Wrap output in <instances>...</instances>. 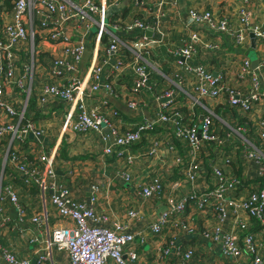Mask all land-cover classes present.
<instances>
[{
  "label": "crops",
  "instance_id": "obj_1",
  "mask_svg": "<svg viewBox=\"0 0 264 264\" xmlns=\"http://www.w3.org/2000/svg\"><path fill=\"white\" fill-rule=\"evenodd\" d=\"M68 1L77 3L80 0ZM96 2L106 6L107 21L112 23L108 24L112 26L116 24L119 28L114 26L109 29L111 38L106 36L101 44L95 47V25L88 28L84 24L66 26L73 42L80 41L86 34L85 50L78 66L79 79H84L82 89L85 94L89 93L86 75L93 64L92 61L97 56L100 64L105 57L104 48L110 40L115 38L122 43L137 36V33L129 35L122 29L135 18L147 19L149 25L152 21L147 0L125 2L96 0ZM242 4L238 0H176L157 21V29L148 31L150 32L148 37L154 41L143 54V63L149 74V88L136 95L132 93L135 76L122 53L120 57L111 56L108 62L109 65L114 66L120 61L122 65L126 64V67L119 73L113 72L112 76L105 75L101 78L103 83H110L112 88L110 93L100 89L99 92L93 93L91 98L85 99L88 106L106 100L108 102L106 113L109 116V112H116V116H110V121L121 132L132 129L143 121L156 120L159 113L165 110L166 104L167 110L179 111L184 116V123L200 121L204 113H212L214 131L221 137L226 134L231 136L226 141L223 153L218 156L211 145L202 150L200 157L205 171L197 178L194 188L183 181L179 169L173 166L178 159L173 161L175 156L189 160L185 147L162 125L145 134L141 143L128 149L135 158L131 165H127L123 158L104 155L97 133L76 134L62 131V123L73 107L59 101H50L45 105L39 103L42 85L51 81L46 76V66L53 57L62 55V46L57 43L52 44L41 37L37 38V60L33 68L31 85L29 80L25 79L23 87L12 85L5 91L6 101L20 112L24 109L25 117L33 121L44 133L40 143L36 142L32 135L24 144L9 145L5 139L0 141V264H6L2 257L3 252L19 262L39 264L38 257L46 254L44 245L46 234L43 224L34 223L33 218H42L43 210L46 211L49 232L58 228H72L69 220L61 218L56 213L49 202V194H46L44 199L41 198L36 180L18 173L9 163L8 157L13 151L20 162L26 164L30 171L35 172L34 176L37 179L43 169L39 162L42 147H45L48 155L53 159L55 182L59 187L69 190L72 202L88 206L92 197L91 187L95 186L97 191L92 207L98 215L105 214L111 220L127 222L126 214L129 211L138 212L139 220L130 221V230L127 232L135 236L134 248L140 263L176 264L178 259L181 260L184 250L192 249L193 256L186 264H249L245 255L237 259L224 258L221 255L222 236L231 229L233 216L228 217L222 225L223 231L216 244L206 240L202 235L205 231H211L217 224V213L211 204H208L205 212H200L194 207V203L189 202L182 214L171 216L161 233L153 234L150 229L154 218L166 210L167 198L173 197L178 202L187 198L190 191L202 194L211 190L214 183L211 168L215 165L222 167L229 177L237 176L244 180L242 186L235 191V196H246L257 186L255 178L257 165L253 161H245L242 141L244 138L252 144L258 143L257 137L252 138L246 128L247 124H255L258 119L264 117V101L254 102L251 112L243 114L230 107L225 96L214 100H198L195 94L197 79L192 73L184 71V66L180 63L183 59L175 57L170 51L171 48L190 44L191 37L195 35L198 42L194 46L196 52L189 62L190 66L201 65L206 72L221 75L227 87L239 85L236 74L243 60H249L251 63L248 57L250 51L254 50L256 53L255 59L259 66L264 63V43L254 37L255 45L252 48L250 38L251 35L254 36L251 32L253 26L264 29V0H248L246 7L252 13V19L247 27L240 24L238 17ZM1 8L6 10L9 8L6 0ZM190 10L209 11L216 17L227 18L234 33L239 31L244 33L245 43L237 46L233 36L215 34L197 25L188 16ZM19 54L24 60V65H27L29 58L25 50L20 51ZM15 66L18 73L16 78H19V74L24 73L19 58ZM256 68L251 69L257 73ZM67 77L57 81L64 82ZM259 79L261 93L264 92V73ZM29 88L31 90L28 95ZM238 88L245 94L249 85L241 84ZM168 90L174 93L170 100L163 95ZM130 101L136 103V108H128ZM242 120H245L243 125H239ZM236 128L244 130L239 133ZM156 147L157 152L149 156V151ZM220 156H226L230 164L225 165L223 161L221 162ZM124 175H128V180L124 179ZM156 178L162 185L159 194L151 197L142 196V189L148 187ZM8 186L16 195L17 207H14L4 194V189ZM14 208L16 213L13 211ZM18 210L22 212L21 219ZM238 216L249 224L255 240L262 245L264 262V225L248 219L243 212H239ZM178 221L194 226L196 232L187 234L179 231L176 224ZM159 248H170L171 253L165 263L157 258ZM51 263L68 264L67 254L53 249L51 262L46 260L43 264Z\"/></svg>",
  "mask_w": 264,
  "mask_h": 264
},
{
  "label": "built area",
  "instance_id": "obj_2",
  "mask_svg": "<svg viewBox=\"0 0 264 264\" xmlns=\"http://www.w3.org/2000/svg\"><path fill=\"white\" fill-rule=\"evenodd\" d=\"M127 0H116V2H125ZM130 1V0H128ZM135 1V0H134ZM138 1V0H137ZM176 0H147L151 25L147 19H133L129 26H123V31L127 34L137 33L138 35L120 43L113 38L104 48L105 57L100 64L96 56L93 64L89 68L86 79H88L89 93L84 92L82 84L84 79H79L78 66L82 60V54L85 50V35L78 42H73L70 38V32L66 26L73 24L75 26L84 24L87 28L95 25L94 43L95 47L99 46L106 36L112 35L109 29L118 26L108 24L107 8L104 4H98L96 0H80L77 3L68 0H9V8H1L5 0L0 1V141L7 140L11 144H24L29 140L30 135L36 142L40 143L43 131L29 119L24 117V109L20 112L6 101V88L15 85L23 87L25 79L32 83L33 68L37 60L38 46L37 38H44L52 44L62 46V55L53 57L50 64L46 66V76L50 82L42 85L39 97V103L45 105L52 102H63L70 104L73 109L70 110L67 117L62 123V131H70L76 134H86L89 132L97 133L102 143V152L106 156H116L126 160L127 165L134 163L135 158L128 152V149L141 143L143 136L155 128L170 130L172 137L181 143L186 149L189 157L188 165L182 170V178L190 185L195 187V182L200 174L205 171L201 160L202 150L211 145L218 156L223 153L226 141L230 134L224 137L219 136L214 131V121L212 113H204L200 121L184 123V116L178 111L167 110V104L164 105V111L155 121H143L132 129L124 132L118 130L110 121V116H116V112L106 113L108 102L102 100L99 104L88 106L86 98H91L92 94L99 92L100 89L111 91L109 82L103 83L102 76H112L113 72L119 73L126 64L122 65L120 61L109 65L108 59L111 56L117 57L124 54L125 59L131 65L135 78L133 79L132 93L134 95L148 89L149 74L146 65L143 63V54L150 43L154 42L146 36L147 31L157 29V21L161 19L167 8H170ZM242 6L238 11L240 24L247 27L252 19V13L247 9L248 0H238ZM3 9V10H2ZM191 20L199 26L205 27L208 31L215 34H225L232 31L225 17H216L209 11L188 12ZM112 24V23H111ZM119 29V28H118ZM145 32V33H144ZM254 37L264 43V29L259 26H253L251 29ZM88 33H90L88 31ZM234 33V32H233ZM234 43L241 46L245 43V35L242 31L232 35ZM198 42L195 35L190 39V44L177 48L172 54L177 58L186 59L193 54L194 46ZM25 50L27 53L28 64L24 65V60L19 52ZM20 60L24 73L18 76L15 62ZM184 71L192 73L197 79L195 86L199 100H208L209 97L217 99L220 96L229 97V106L237 112L250 113L254 102L264 98V92H259L258 86L253 87L252 92L243 94L240 88L225 89L214 86L218 76L211 72L201 70L199 66H187L183 64ZM259 66V65H258ZM264 63L259 66L257 71ZM260 73L251 69L249 60H244L236 74L237 79L245 78L253 80L258 84ZM68 76L64 82L57 81ZM205 80L213 88L204 87L202 82ZM251 88V86H250ZM31 88L27 90L30 94ZM165 98L171 99L174 95L172 91H166ZM128 107L136 108V103L130 101ZM258 143L252 144L243 138V154L245 161H253L257 165L255 178L259 180L258 189L250 192L246 196H235L244 180L237 176L229 177L223 168L215 165L211 168L213 178V188L205 193L190 191L187 198L175 202L166 200L167 208L164 212L157 215L151 223L150 229L153 234H159L167 226L171 216L182 214L189 202L194 203V207L205 212L208 204L213 206L217 213V224L210 231L202 233L206 240L216 244L219 235L223 231L222 225L228 217L233 216L231 229L224 232L221 241V255L224 258L237 259L242 255L247 256L249 264H264L261 253L262 245L255 240L254 234L250 231L249 224L238 216L243 212L248 219L253 220L259 225H264V117L258 119L255 123ZM242 128H236L237 132H242ZM244 133V132H243ZM158 147V146H157ZM157 147L149 151L148 155L152 156L157 152ZM11 151V150H7ZM183 157L177 160L179 162ZM220 161L229 165L230 160L226 156H220ZM11 166L20 174L36 180L40 196L44 199L49 194V202L54 207L56 213L63 219L70 221L72 228H58L51 232L48 231L46 223V211L43 210L42 218H33L34 223L43 224L45 230L44 245L46 254L39 256V264L49 260L51 262V251L56 249L65 252L68 257V264H138L139 258L134 248L133 234L128 233L130 225L111 220L107 215H98L92 203L95 200L97 188L91 187L92 197L89 205L76 204L71 201L70 193L67 188L59 187L55 182L56 172L53 167V159L45 147L41 148L39 162L43 169L40 177L35 178L34 171H30L26 164L18 160L15 152L11 151L8 157ZM187 160V159H185ZM128 180V175H124ZM177 186V185H176ZM162 185L158 178L142 189V196L151 197L159 194ZM4 194L9 202L17 207V198L10 186L4 189ZM231 199H230V198ZM238 199V200H237ZM207 208V209H206ZM206 209V210H205ZM21 219L22 212L18 210ZM129 220H139V214L135 210L127 213ZM186 224V223H185ZM231 224V223H230ZM182 225V224H181ZM188 225V224H186ZM185 228V227H184ZM188 233L193 234V230L188 228ZM170 248L159 249V255L169 256ZM193 256V250L189 249L182 253L181 262L186 264L190 262ZM2 257L6 264H28L26 261L19 262L9 254ZM168 258V257H167ZM160 262L161 260L158 259ZM52 264V263H51Z\"/></svg>",
  "mask_w": 264,
  "mask_h": 264
},
{
  "label": "rangeland",
  "instance_id": "obj_3",
  "mask_svg": "<svg viewBox=\"0 0 264 264\" xmlns=\"http://www.w3.org/2000/svg\"><path fill=\"white\" fill-rule=\"evenodd\" d=\"M125 27L126 26H129V24H125L124 25ZM229 26V28L231 29V27H230V25H228ZM83 28H84V26H83ZM232 34H234L233 33V31H228V33H225V35H232ZM176 49L177 48H171L170 49V51L171 52H175L176 51ZM195 52H196V50L194 49L193 50V54H190L186 59H183V62H180V63H182V64H185V65H187V66H189L190 65V61H191V59L193 58V56H194V54H195ZM248 57L252 60V59H255L256 58V53L254 52V50H252V51H250L249 52V54H248ZM180 58V57H179ZM243 62H244V60L242 61V63H241V65H240V67L243 65ZM240 67H239V69H240ZM199 68L203 71L205 68L203 67V66H201V65H199ZM259 68V66L256 68V69H258ZM239 69H238V71H239ZM258 73H260V74H263L264 73V69L262 68V67H260V69L257 71ZM218 80H217V82L215 83V85L214 86H217V87H221V88H225V89H231V88H238V87H240V85L241 84H243L244 86L245 85H249V89L247 90L248 91V93H250V92H252V89H253V87H257L258 86V89H259V87H260V79H259V81H257V83L258 84H254V82H253V80L252 79H250V78H245L246 80H248L247 82H245V80H242V79H237L236 78V81L238 82V84L239 85H236L235 87H227V86H225V84L223 83V77L222 76H218V77H216ZM202 84H203V86L204 87H207L208 89H211V88H213V86L210 84V83H208V81L207 80H205L204 79V81L202 82ZM250 86H251V88H250ZM33 87V86H32ZM237 90V89H236ZM174 94V93H173ZM195 94H196V97H197V99H198V95H197V93H196V89H195ZM199 100V99H198ZM208 100H214L213 98H211V97H209V99ZM262 100L264 101V98H262ZM226 101H228L229 102V97L227 98L226 97ZM230 103V102H229ZM129 109H132V108H130V107H128ZM172 111H176V110H172ZM163 112V111H162ZM162 112H160L159 113V115L162 113ZM179 112V111H178ZM158 115V116H159ZM158 116H157V118H158ZM156 118V119H157ZM155 121V120H154ZM176 158H178V159H180L181 157L180 156H175L174 158H173V161L176 159ZM177 159V160H178ZM177 160L174 162V164H173V166L174 167H176V168H178L179 169V173L181 174V175H183V173H182V170H184L185 168H186V166L188 165V160H185L184 158H182L179 162H177ZM54 164V163H53ZM53 167H54V165H53ZM54 170H55V168H54ZM183 181L185 182V178H183ZM185 183H187V182H185ZM195 184V183H194ZM71 197V196H70ZM174 200L173 199V197H170L168 200ZM175 201V200H174ZM176 202V201H175ZM207 209V208H206ZM205 209V210H206ZM204 212V211H203ZM126 218H127V214H126ZM115 221V220H114ZM130 221H132V220H129L128 218H127V222H121V221H118V222H120V223H123V224H128L129 225V222ZM176 224L178 225V227H179V231H183V232H185V233H187V234H189L188 233V230H187V227L188 228H191L194 232H193V234L196 232V228L194 227V226H192V225H186L185 223H182L181 221H178V222H176ZM182 224V225H181ZM185 227V228H184ZM213 229V228H212ZM209 233H210V231H208ZM134 243H135V240H134ZM165 243V242H164ZM161 246H163V245H161ZM160 246V247H161ZM160 249V248H159ZM157 258L158 259H160L161 261H163V263H165V260L167 259V256H164L163 254L162 255H158L157 256ZM181 262V260L180 259H178L177 261H176V264H179ZM138 264H142V263H138Z\"/></svg>",
  "mask_w": 264,
  "mask_h": 264
},
{
  "label": "trees",
  "instance_id": "obj_4",
  "mask_svg": "<svg viewBox=\"0 0 264 264\" xmlns=\"http://www.w3.org/2000/svg\"><path fill=\"white\" fill-rule=\"evenodd\" d=\"M8 3V7L10 6V4H9V0H6V4ZM24 117H25V115H24ZM26 118V117H25ZM27 119V118H26ZM31 121V120H30ZM213 121H214V117H213ZM244 121L245 120H242L241 121V123L239 124V125H243V123H244ZM31 122H33V121H31ZM34 123V122H33ZM248 125V126H247ZM246 126H247V130H249V133H250V135H251V137L252 138H254L255 137V135H254V131L253 130H256V126H255V124H247ZM258 184H259V180H257V186H255V190H253L252 192H255V191H257V189H258ZM189 250V249H188ZM185 251H187V250H184L183 252H185Z\"/></svg>",
  "mask_w": 264,
  "mask_h": 264
},
{
  "label": "water",
  "instance_id": "obj_5",
  "mask_svg": "<svg viewBox=\"0 0 264 264\" xmlns=\"http://www.w3.org/2000/svg\"><path fill=\"white\" fill-rule=\"evenodd\" d=\"M148 35H150V32H146V36H148ZM250 38H251V47L252 48H254V45H255V38H254V36H250ZM258 66V61L256 60V59H252L251 60V68L252 69H255L256 67ZM13 210V209H12ZM14 212L16 211L15 210V208H14V210H13ZM16 213V212H15Z\"/></svg>",
  "mask_w": 264,
  "mask_h": 264
}]
</instances>
